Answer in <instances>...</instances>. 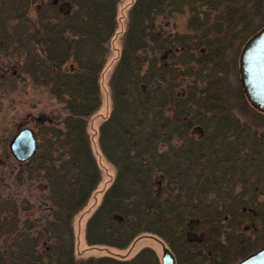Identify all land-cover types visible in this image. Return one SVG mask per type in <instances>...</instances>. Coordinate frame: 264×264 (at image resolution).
<instances>
[{"label": "trees", "instance_id": "16d2710c", "mask_svg": "<svg viewBox=\"0 0 264 264\" xmlns=\"http://www.w3.org/2000/svg\"><path fill=\"white\" fill-rule=\"evenodd\" d=\"M119 2L0 0V68L45 85L65 111L39 127L29 160H12L19 181L46 182L48 203L32 216L0 192V264H160L150 247L129 259L75 254L72 220L101 180L87 125ZM263 25L264 0H134L99 128L116 175L88 244L125 248L153 232L176 264H235L264 245V112L238 72Z\"/></svg>", "mask_w": 264, "mask_h": 264}, {"label": "rangeland", "instance_id": "374dc122", "mask_svg": "<svg viewBox=\"0 0 264 264\" xmlns=\"http://www.w3.org/2000/svg\"><path fill=\"white\" fill-rule=\"evenodd\" d=\"M133 2L134 0H120L118 3V26L115 35L109 42V54L100 75L101 104L98 110L91 115L87 125L91 148L101 171V180L92 191L87 203L74 216L72 227L75 240V254L78 259L103 255L129 259L134 257L144 247H150L156 252L161 264L162 245L164 242L153 232L140 233L125 248H118L106 244L91 245L86 240L87 220L101 203L104 191L111 185L116 175L115 165L107 159L100 147L99 128L111 111L112 99L109 79L122 49L128 11ZM186 21L187 16L176 17V29L184 31ZM238 67L239 81L242 86L240 55ZM245 97L248 100L246 94ZM64 115L65 111L62 104L49 94L45 85L38 84L26 75L18 78L11 74L9 76L8 72L5 73L3 68H0V192L2 194L9 192L22 204L20 205L21 211L25 206L28 211H31L32 216H38L40 210L48 203L47 184L46 182H41L31 177H23L19 181L17 178V168L12 161L15 158H13L10 152L9 143L21 129L29 127L34 132L38 148V144L41 141V137L37 134L39 127L48 123V120L59 121ZM245 117L247 116L245 115ZM50 122L53 123V121ZM23 200H26L29 204ZM164 244L168 246V244ZM263 246H260V248Z\"/></svg>", "mask_w": 264, "mask_h": 264}, {"label": "water", "instance_id": "95a60500", "mask_svg": "<svg viewBox=\"0 0 264 264\" xmlns=\"http://www.w3.org/2000/svg\"><path fill=\"white\" fill-rule=\"evenodd\" d=\"M240 75L244 92L251 105L264 112V26L245 43L240 53ZM12 156L25 162L37 151V140L31 128L21 129L10 141ZM161 264H176L172 250L163 243ZM236 264H264V246Z\"/></svg>", "mask_w": 264, "mask_h": 264}]
</instances>
